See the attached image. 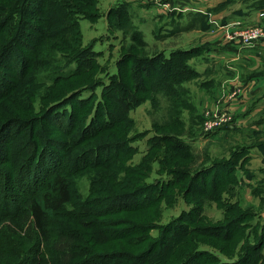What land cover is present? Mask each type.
I'll list each match as a JSON object with an SVG mask.
<instances>
[{"label":"rangeland","instance_id":"obj_1","mask_svg":"<svg viewBox=\"0 0 264 264\" xmlns=\"http://www.w3.org/2000/svg\"><path fill=\"white\" fill-rule=\"evenodd\" d=\"M23 1L0 0V16H7L9 13L3 12L6 11L2 9L3 7L19 9L20 6L24 7ZM90 1L64 0V8L61 9L62 14L60 15V8H56L55 4L52 6L48 4L47 8L41 4V1L30 0L31 13L24 15V17L21 16L18 32L16 29L13 30L17 34L13 32L4 34L0 31V49L3 50L5 46H14L17 52V54L15 53L16 57H12L11 54L5 58L1 65L2 68L0 66V74L3 76L9 74L8 79L10 81H18L16 86L10 85V88H19L11 97L0 99V170L2 167L5 173H13V169L16 170L22 166L18 172L25 168L27 175L22 180L25 185H28L27 181L34 176L43 180L41 173L46 169L43 168L40 171L43 164L54 166V172L64 164L67 171L73 172L72 176L77 182L75 187H77L78 196L80 195L86 202L90 199L100 201L102 205L99 210L103 214L105 211L101 208L105 207V202L122 196L118 201L115 199L110 208V214L119 211L118 215L115 217L110 215L107 218L98 217L99 221H105L102 223L103 226L99 233L95 234L93 230L86 229L85 224L74 223V228L84 240V246L87 245V242L89 246H92L93 244L89 240L95 238L103 246V252L94 248L95 251L103 255V257L100 256L102 259L108 260L105 255L115 256L113 254L128 252L129 250L133 253L144 251L145 254H148L151 245L159 244L162 249L165 242L164 231L166 230L164 228L167 224L174 219L183 218L184 215L188 218L193 217L192 210H195L196 204L190 200H193L194 197L192 195L187 198L183 192L184 184H187L189 178L184 177V181L179 184L175 176L168 174L171 169L181 168V170L189 171L191 174L195 173L204 167L206 168L213 160L231 156L230 154L236 150L239 144L253 145L262 138V133L251 129L250 126L249 129L244 128L243 131L230 130L228 133H224L222 128L228 127L230 124L219 128L222 131L218 129L220 132L217 131L218 133L213 134L204 129L205 112L211 108L213 111L219 110L223 102L222 93L225 88L222 84H218L221 77L225 75L222 68L216 74L203 73L184 82V91H178L180 96L175 99L174 96L177 95L173 96L174 92H172L167 99L161 94H154L155 92L148 90L153 87V85L150 86L151 79L149 78H157L161 70L157 63L150 60H158L167 49L190 48L202 44H205L203 48L212 47L210 42H204L206 35H202L203 32H209L213 36L212 45L214 43L234 44L241 48L253 46L261 40L264 41V11L245 10L243 14H239L238 11L243 6L240 1L228 5L224 9L220 8L221 10L218 11L219 4L227 0H203L199 6L202 8L201 13L177 10L167 13L161 7L143 3L140 0ZM164 1L165 4L171 5L172 3L173 6H176L174 2H182V0ZM48 2L50 3V1ZM69 6L75 7L77 12L71 13L68 9ZM37 7L39 10L36 13L32 12ZM161 11L167 14V20L163 18L158 24L154 23L161 17L158 15ZM78 12L84 14L80 17L78 29L71 31L63 29L65 24L66 27L72 23L71 16ZM48 14L49 19L55 17L57 21L54 35L51 31V24L42 23ZM195 16L205 17V20L194 19ZM209 21L211 26H209ZM174 23L176 24L174 25ZM166 24H169V28L166 30L169 32L173 30L171 27L178 25L182 35L163 38L165 32L163 27ZM190 24L202 25L203 31L197 32L189 28L192 26ZM33 26H38L43 31L47 29L51 38L43 41L32 30ZM257 28L263 30V35L254 43L246 40L242 42L241 38L237 36L241 30H255ZM22 33L24 34L22 35ZM27 33H31V39L26 36ZM18 34H21L20 39L14 41L12 38ZM135 36L143 44L138 43ZM7 52L8 50L5 53ZM202 55L203 53H200L189 60L192 64L197 61L194 65L201 70L208 63V60ZM75 59L78 60V63L73 61ZM144 61L150 62L146 64L148 70L142 72L140 68L143 64L140 63ZM22 65L24 70H28L30 66L33 68L28 78L19 79L20 73L15 71ZM119 70L128 74V79L124 84V94H133L141 98L143 102L138 108L127 113L130 119L126 123H120V125L111 128L109 126L114 123L116 116L113 115L112 120H109L108 117H97V112H101L99 106L104 100L103 94ZM53 78L67 79L58 83L60 85L56 87L50 84H40L44 81L52 83ZM237 79L238 76H229L227 84H230L229 87L233 86L232 93L237 92L239 87L243 88L241 84H237L239 81ZM159 87L161 88V84ZM116 93L121 92L117 91ZM214 93L219 95L213 96ZM211 96H213L212 100L209 98ZM109 102H113V100H109ZM64 106L66 115L53 113ZM69 115H73L74 124L71 126H69ZM93 118L97 122L90 127ZM102 118L105 119V123L102 122ZM39 119L42 123H39L38 129H35L33 125ZM24 122L29 125L27 126ZM12 124L14 126L11 127ZM15 124L21 125L18 139L16 138L17 125ZM118 126L119 128H117ZM164 135L171 139H181L183 151L189 153L188 149L190 148L193 157L183 158L174 151L172 145L176 144V140L171 141V146L166 145L167 147L164 148L162 144L165 143H161L160 147L154 148L153 146L160 143L157 139L164 137ZM12 139L19 143L16 152L22 150L21 161L19 165L15 166V162L9 157L8 163L6 162L7 156H9L6 153L8 144ZM127 140H129L128 147L132 152L130 151V155L123 158L121 166L101 168V165L94 164L97 157L94 155L87 156L94 146L103 151L100 157L106 160L109 154L115 152L116 147H123ZM33 147L35 151L38 148L40 153L43 151L42 164L29 168L30 165L23 162L30 160ZM79 149L81 152H78ZM119 149L122 148L117 150ZM125 149L127 148L125 147ZM80 159L82 160L80 161ZM43 160L45 161L43 162ZM59 160L63 161L61 165H59ZM164 160L167 164H163ZM87 165L90 167L85 169ZM136 169H147L145 178L141 179L140 182H136L130 175L131 171ZM5 173L0 174V210H4L5 206H13L8 202H14L11 200L13 197L5 200L3 195L6 192V188L4 190ZM93 179L95 182L92 181ZM238 179L237 187L233 191L225 193L224 199L229 202L240 201L246 207L255 205V212L263 214L264 203H259L252 197L251 191L254 190L252 184L247 182L246 177L239 174ZM162 181H165V185H161ZM143 183H146L144 190H149L148 199L159 200L155 202L154 210L138 212L134 209L139 208L136 206L142 204L147 196H135L128 200L126 194ZM17 184L21 185L18 180ZM10 185L15 188L16 183H10ZM16 191L17 189H15ZM111 191L113 194H110ZM198 205L200 211L203 210L205 219L208 217L212 223H217L218 220L222 219L223 210L217 202H211L206 199V196H203ZM158 215L159 218L156 219V223L148 225L154 216ZM193 219L195 220V218ZM206 222L201 225H205ZM26 223H23L22 228L17 230L19 236L27 237L29 234L26 232ZM144 224L152 228L148 229ZM189 225L187 223L184 227ZM56 230L57 232L60 231V227H56ZM176 231H178L177 226ZM127 233L130 236L121 237L122 234ZM88 236L90 237L86 242L85 238ZM192 236L194 242L190 245L191 250L189 247L188 252V248L186 251L180 247L177 260L172 258L165 264L185 262L184 260H187L189 256L187 254L196 247H199L200 250H213L211 245L207 244L206 237H196V234ZM27 242H30L28 238ZM72 244L77 246L78 243L74 240ZM75 245H72L71 248L65 247L60 252L54 247V254L59 253L64 258L68 257L70 259L68 264H74L80 259V257H75L73 260L76 254ZM68 252H70V256L67 255ZM213 253L221 256L218 252ZM159 254L161 255L160 252ZM29 255H31V251ZM221 258L223 261L229 259L226 256H221ZM155 259L154 264H161L160 260ZM202 260L209 261L214 260V258L206 255ZM98 262L100 261L95 263ZM129 262L136 264L133 260H129ZM194 264H198V260L194 261Z\"/></svg>","mask_w":264,"mask_h":264},{"label":"trees","instance_id":"obj_2","mask_svg":"<svg viewBox=\"0 0 264 264\" xmlns=\"http://www.w3.org/2000/svg\"><path fill=\"white\" fill-rule=\"evenodd\" d=\"M38 1H41V4L45 5L47 8L48 4L49 6L55 4L56 8H60V15L62 14L61 9L64 8V0ZM48 1H50V3ZM238 1L243 4L242 8L238 11L239 14H243L245 10L264 11V0H227L219 4L217 10L219 11L224 9L228 5L234 4ZM23 3H25L24 7L20 6L19 9H10L8 7L2 8L6 10L3 12H9L7 14L9 17L4 15H1L3 17L0 16V31H2V33L6 34L8 32H13L14 34H17L13 30L16 29V32H18L21 16L24 17V15L31 13L30 0H24ZM68 9L71 11V13L77 12L75 7L72 8L69 6ZM38 10L39 8L37 7L34 8L32 12L34 11L36 13ZM81 15L84 16V14H80V12L72 15V23L66 27L65 24L63 29H68V31L77 30ZM73 17H75V19H73ZM56 22L57 21L55 17L49 19L48 14L44 17L42 23L45 25L51 24V31L54 35L56 32ZM32 30L37 33L38 37H41L43 41L49 40L51 38V34L47 32V29L46 31H43L38 26H33ZM23 34L24 33H22V35ZM20 36L21 34H18L12 39H14V41H18ZM26 36H28L30 39L32 38L31 33H27ZM4 39H6L5 36ZM136 41L140 44H143L138 39H136ZM5 47L3 48L4 51L2 48L0 49V66L3 64L5 58L9 57L11 54L12 57H16L15 53L17 54L15 51L16 48L14 46ZM7 50L8 52L5 53ZM201 50H203V48L200 47L193 48L191 50L178 49L172 51L170 54H166L165 52L162 53L158 60H150L157 63L161 70L160 74L157 75V78H149L151 79L150 86L153 85V87L148 90L155 92L154 94H161V96H164L167 99H169L171 93L174 92L173 96L177 95L174 96V98H178V96H180L178 95V91H184V82L192 80L200 74L197 69L190 64L189 60L199 55ZM73 61L78 63V60L76 59ZM149 62L144 61L143 63H140L143 64L140 68L142 72L148 70L146 68V64ZM15 71L20 73L19 79L23 77L28 78L29 74L32 73L33 68L30 66L28 70H24L22 65ZM8 77L9 74H6L5 76L0 74V99L4 97H11L12 94L17 92L19 89H12V87L10 88V85H13V87L16 86L18 81L12 82L8 79ZM66 79L58 80V78H53L52 83L44 81L40 84H50L56 87L60 85L58 83L66 81ZM127 79L128 74L122 72V70H119L118 73H116L114 80L106 88V92L103 94L104 100L99 106L101 112H97V117H108L107 119L109 120H112L113 115L116 116L114 123L109 126L111 128H114L116 125H120V123H126L130 119L127 116V113L138 108L143 102L141 98H138L133 94H124V84L126 83ZM159 84H161V88L159 87ZM117 91H120L121 93L117 94ZM109 100H113V102H109ZM177 105L179 104L177 103ZM65 106L55 110L53 113H57L58 115H66ZM182 107L184 108V106ZM72 117L73 115H69L71 121H69V126L74 124ZM104 118L101 119L103 123H105ZM96 122V119L93 118L90 127L95 125ZM18 123L21 125L23 124L20 122ZM25 123L27 126L29 125L27 122H24V124ZM39 123H42L40 119L34 123L33 127L38 129V125H40ZM15 125H17L16 138L18 139L20 137L19 134L21 131V125ZM12 126L14 125L12 124L11 127ZM117 128H119V126ZM225 128L227 127L222 129ZM216 131L212 132L211 134L215 133ZM170 139L171 138L169 136L164 135V137L157 139V141L160 143L153 147L158 148L161 146V143H165L162 144V147L165 148L167 147L166 145L171 146L172 140H176V144L172 145L174 151H176L183 158L193 157V152L190 148L188 149L189 153H185L183 151L184 149L182 148L181 139ZM14 140L12 139L8 144L6 153L9 156H7L6 162L8 163L9 157L10 160L15 162V166L17 164L19 165V162L21 161L20 157L22 155V150L20 149L18 152H16V149L18 150L17 147L19 146V143ZM128 142L129 140L124 143L123 147H116L115 152L113 154H109L106 160H103V158L100 157L103 151L94 146H92L93 148L91 149V152L87 154V156L94 155L97 157V159L94 160V164L101 165V168L106 169L114 166H121V164H123V158L126 155H130L132 152V150H130L128 147ZM125 147L127 149H125ZM118 148L122 149L117 150ZM246 151V145H238L236 150L230 154L231 156L213 160V162L206 166V168L204 167L192 174L189 173V171L181 170V168L171 169L168 174L175 176L178 181L177 183H182L184 181V177L189 178L187 184H184L183 192L184 196H187V198L188 196L192 195L194 197L193 200H190V202H195L196 204L195 210H192L193 217L188 218L184 215L183 218L185 219H174L169 224H167L166 228H164L166 230L164 231L165 242L163 243L162 249L159 247V244L156 246L151 245V250L148 254H145L144 251H141L140 253H133L129 250L128 252L118 253L122 255H105L108 260L102 259L101 257H103V255L95 251L94 248H96L97 251L103 252V246H101L99 242L95 240V238H91L89 240L92 242V246H89L87 242L90 236L85 238L87 245L84 246V240L74 228V223L77 222L79 224H85L87 227L86 229L93 230L95 234L99 233L101 231V227L103 226L102 223H105V221L100 220V222L98 217L107 218V216L110 215L112 217L118 215L119 211L110 214V208L114 204V200L117 199L118 201L120 198H122V196L115 198L112 201L109 200L105 202V207L101 208V210L103 209L105 211L104 213L107 214L105 215L99 210V207L102 205L100 201L90 199V201L86 202V200H83L80 195L78 196L76 189L77 187H75L77 186V182L72 176L73 172L67 171L64 164L58 167L56 172H54V166H47L43 164V166L40 168V171L43 168H46L41 173L43 180H40L34 176V178H30L27 181L28 185H25L24 181L22 180L25 179L27 175L25 174V168L18 172V170L21 169V166L16 170L13 169V173H5V170L1 167L0 174L5 173L4 190L6 188V192L3 195L6 198L5 200L11 199L13 197L11 200H14V202H8L13 206H5L4 210H0V264H68L70 259L68 257L64 258L62 255H59V253L55 255L53 249L55 247L60 252L65 247L71 248L72 245H75L72 244L74 243V240L78 244L77 246H74L76 249V254L73 257V260H75V257H80V259L85 258L84 260H77L74 264H132V262H129V260L135 261L136 264H154V258H156L155 260H160L161 264H165L172 260V258L177 260L178 249L180 247H183V249H186V251L188 248L189 252V247L194 242L193 238L191 237H193L192 235L195 234L196 237H206L207 244L211 245V248H213L215 251L211 250V252L207 250H200L199 247H196L191 253L187 254L189 255L188 259L184 260L185 262L179 264H194V261L196 260H198V264H264V224L260 221L257 211L255 212V208L253 206L246 207L240 201L229 202L223 197L225 193H229L230 191H233L235 187H237L236 185L238 180L236 176V168L240 160L246 156ZM78 152H81V149H79ZM42 156L43 151L40 153L39 148L35 151L33 147V153L31 154L30 160L23 163L30 165L29 168L34 167L37 164V166H39L42 164ZM62 160L58 161L59 165L63 163ZM81 160L82 159H80V161ZM44 161L45 160H43V162ZM163 164H167V162L164 160ZM86 167L90 166H85V169ZM52 172H54V174H52ZM146 172L147 169H136L133 172L131 171L130 175L136 182H140L141 179L145 178ZM17 180L21 185L17 184ZM92 181L95 182V179ZM10 183H16L15 188L11 187ZM145 185L146 183L140 184L138 188H134V190L126 194L128 196L126 199L128 200L134 198L135 196H147V198H144L142 201V204L136 206L139 208L134 209L138 212H142L143 210H145L144 212L154 210L156 205L155 202L159 200L148 199L149 190H144L146 189ZM161 185H165V181H162ZM15 189H17L16 192ZM256 191L258 193L261 192L260 189ZM110 194H113V192L111 191ZM200 196L201 198H198ZM203 196H206V199L211 202H217L218 206L223 210V217L221 220H218L217 223H212L210 221L211 219L208 217L205 219L202 212L203 210L200 211L198 203ZM262 203H264V200ZM157 218H159V215L154 216L153 220L150 221L148 225L156 223ZM193 218H195V220ZM21 221L23 223L28 222L25 224L26 232L29 233L27 237L18 235L19 232L17 230L21 229L23 224ZM205 221H207L206 224L202 226L201 224ZM179 223H181V225H179ZM187 223L190 225L184 227V225H187ZM148 225L144 224L146 228L151 229L152 227H149ZM58 226L60 227V231L57 232L56 227ZM176 226L178 227V231H176ZM127 236H130V234L127 233L121 235V237ZM27 238L30 240V242H27ZM57 245H59V247H56ZM30 251L31 255H29ZM213 252H218L219 255L224 257L226 256L229 258L228 261H223L221 256H218ZM69 253L70 252H68L67 255L70 256ZM206 255L213 257L215 263L214 260H202V258H204ZM97 261L100 262L95 263Z\"/></svg>","mask_w":264,"mask_h":264},{"label":"crops","instance_id":"obj_3","mask_svg":"<svg viewBox=\"0 0 264 264\" xmlns=\"http://www.w3.org/2000/svg\"><path fill=\"white\" fill-rule=\"evenodd\" d=\"M202 1L203 0H182V2L177 1L174 3H176V6L181 7V12L195 11L201 13L202 8L199 6ZM158 15L161 16V19L158 18L154 23L158 24L160 21H162L163 18H165V20H167L166 18H168L167 14L163 11L158 13ZM195 18L205 20V17L201 16H195L194 19ZM175 24L176 23H174V25ZM190 25L192 26H189V28H192L197 32H200V30H202V25ZM209 26H211V23L209 24ZM168 28L169 24H166L163 27V29L165 30V35L162 33L164 36L163 38H168L169 36L177 37L182 35V32L180 31L178 25L175 27H171L173 29L172 32L166 31ZM204 34L206 35L204 37V42H210V45L212 47L203 48L205 44H202L190 48L186 47L167 49V51L165 50L166 52H164L166 54H170L172 51L178 49L191 50L193 48L200 47L203 48V50H201V53H203L202 57H205L208 60L206 67L201 70L194 65V63H196L197 61H194L193 64L192 62H190V64L195 67L200 74H216L217 71H219L221 68L222 70H224L225 75L221 77L218 83L219 85L222 84L223 88H225L222 93L223 102L221 106L232 116V122L230 126L223 129V132L228 133L230 130L243 131L245 130L244 128L249 129L250 126L251 129H255L262 133V138L257 140L255 144H244L247 146L246 156L240 160L236 168L237 173L242 177H246L247 182L249 184H252V188L254 189L253 191H251V193L253 194L252 197L254 198V200H257L260 203L264 200V41L261 40L253 46L247 48H241L234 44L214 43L213 46V36L209 34V32H203L202 35ZM204 50L206 51L204 52ZM231 75L238 76L239 81L237 82V84H241L243 86V88L239 87L238 91L234 93V97H231L233 86L229 87L230 84H227L229 76ZM216 95L219 94L214 93L213 96ZM213 96L209 98L212 100ZM238 174L237 180H239ZM248 187H250V185H248ZM258 189H260L261 192L258 193L256 191ZM252 206L255 208V205ZM263 214L258 213V217L264 224Z\"/></svg>","mask_w":264,"mask_h":264},{"label":"built area","instance_id":"obj_4","mask_svg":"<svg viewBox=\"0 0 264 264\" xmlns=\"http://www.w3.org/2000/svg\"><path fill=\"white\" fill-rule=\"evenodd\" d=\"M140 1L161 7L167 13L173 10H177V11L181 10L180 6H173L172 3L171 5L165 4L164 0H140ZM262 35H263V30L260 28H257L255 30H249V29L241 30L237 34V36L241 38L242 42L246 40V41L253 42V43L261 39ZM234 96L235 94L232 93L231 97H234ZM210 110L206 111L205 112L206 114L204 113L205 119H206L204 129H206V131L214 132L221 127L231 124L232 116L229 114L227 110H224L222 106L219 110L213 111L212 108Z\"/></svg>","mask_w":264,"mask_h":264}]
</instances>
